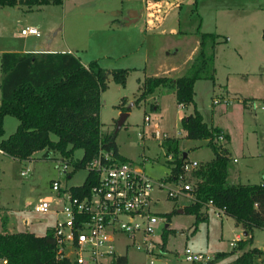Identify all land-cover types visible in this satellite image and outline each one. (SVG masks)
Listing matches in <instances>:
<instances>
[{
  "label": "rangeland",
  "instance_id": "obj_1",
  "mask_svg": "<svg viewBox=\"0 0 264 264\" xmlns=\"http://www.w3.org/2000/svg\"><path fill=\"white\" fill-rule=\"evenodd\" d=\"M157 1L160 5L155 6L154 11L160 19L152 24L147 16L151 0H60L30 7L24 0H18L14 6H0V26L4 23L5 27L0 41L22 40L19 29L31 22L38 27L39 34L28 33L26 38L29 41L47 40V46L58 49L67 42L84 63L96 59L106 68H128L123 85L108 75L107 87L100 96L101 128H113L114 119L122 111V107L118 110L113 104H117L121 96H126L124 105L129 107L128 114L114 140L122 155L138 160L141 156L137 155L136 129L146 111L149 123L144 128L148 138L144 139L143 152L147 159L143 166L146 174L158 178L168 171L164 161L168 156L164 153V146L159 144L160 140L150 137L154 127L167 136L178 137V147L187 151L188 158L203 162L212 156V151L204 138L183 135L178 118L181 108L171 92L164 89L155 96L156 108H149L143 101L131 102L138 93L137 77L142 78L144 72L153 71L156 60L166 57V49L170 47L168 50H171L172 45L177 47V53L168 56L181 60L196 44L197 30L228 34V43L215 44L213 90L208 79H199L194 86L193 98L203 118L227 133V137L221 140L216 138L228 149L227 181L264 180V109L261 108L264 102V41L260 37L264 24V0H179V7L175 4L178 0ZM112 9L116 14L110 13ZM127 10L141 16L136 22H128L123 18ZM171 28L176 29L177 35L170 33ZM245 39L249 41L244 42ZM224 82L225 91L218 84ZM253 95L261 98L252 99ZM214 98H217L216 102H213ZM16 123L13 115H4L0 137L12 132ZM43 150L32 152L26 159L0 154V207L17 223L21 218H29L26 225L22 224L27 230H44L46 224L53 223L52 213L33 210V204L50 193L51 179H59L62 186L78 185L87 173L84 166L71 170L72 164L67 162L69 157L81 155L80 148L73 150L70 156L52 150L43 153ZM233 156L235 161L231 160ZM189 202L188 198L178 196L176 200L165 198L154 204L160 222H166L169 229L162 255L153 258L150 264H191L183 258L184 246L214 254L229 250V241L235 239L234 234H241L240 223L236 224L231 216L221 212L217 214L212 207L206 208V218L199 220L193 229L192 214L171 211ZM165 212H169L168 218ZM158 239L161 241L159 236ZM252 243L264 250V225L252 229ZM114 248L126 254L125 264H148L142 250L133 246L125 249L122 240L116 242ZM253 264H264V254L255 256Z\"/></svg>",
  "mask_w": 264,
  "mask_h": 264
},
{
  "label": "trees",
  "instance_id": "obj_2",
  "mask_svg": "<svg viewBox=\"0 0 264 264\" xmlns=\"http://www.w3.org/2000/svg\"><path fill=\"white\" fill-rule=\"evenodd\" d=\"M18 0H0V6H12ZM27 4L60 2V0H24ZM198 47L190 58L184 71L176 76L164 74L147 75L137 86L138 93L133 103L145 99L158 87L172 89L176 102L191 104V110L179 117L180 127L187 138H204L212 151V156L191 170L195 178V200L181 207L182 212L193 216L192 228L199 220L206 218L204 202L210 199L224 214L240 223L243 236L234 240L227 250L216 251L208 260L213 263L239 249L229 261L223 264H253L254 258L264 251L252 246V229L264 225V181L228 182L229 156L227 148L216 141L218 134L227 137V133L214 124L207 123L195 106L193 83L196 79H208L212 84L215 79L214 47L216 43L226 41V36L213 31L197 30ZM264 40V25L261 29ZM128 73L126 67L106 68L96 59L85 64L70 51H15L4 50L0 53V135L2 118L13 115L17 123L12 132L0 137L2 152L18 159L29 158L32 152L51 149L61 155L70 156L73 150L80 148L78 158L69 157L72 169L83 167L99 147L111 148L116 155L113 128H101L99 110L101 92L107 87V78L121 85ZM121 96L115 107H122ZM151 108V104L149 106ZM124 123V122H123ZM53 135V137H52ZM165 154L171 159L165 164L174 163L176 172L186 153L178 148V137L163 138ZM183 152L185 155H183ZM69 174V171H68ZM94 173L88 172L80 186H70L76 194L80 188H87L93 180ZM171 211H176L172 208ZM167 218L169 212H165ZM1 225L5 217L0 218ZM168 227L161 231L163 249ZM124 264L125 256L119 255L115 260ZM0 264H67L64 259L54 256V239L51 227L43 234L31 230H0ZM200 264V263H198Z\"/></svg>",
  "mask_w": 264,
  "mask_h": 264
},
{
  "label": "built area",
  "instance_id": "obj_3",
  "mask_svg": "<svg viewBox=\"0 0 264 264\" xmlns=\"http://www.w3.org/2000/svg\"><path fill=\"white\" fill-rule=\"evenodd\" d=\"M20 33L38 35L39 31L37 26L27 25L20 28ZM216 101L217 98H214L213 102ZM262 104L261 108L264 109V102ZM148 123L149 115L144 111L136 129L137 155L141 156L140 159L125 157L118 149L119 155H116L111 148L99 147L97 153L84 164L87 173H94L87 188H80L74 194L70 186H80L82 183L62 186L59 179H51L50 193L33 204L34 211L53 214L50 227L55 258L66 260L67 264H120L115 260L122 254L114 248V244L120 240L125 249L133 246L142 250L148 264L162 255L158 236L161 239L165 222H160L153 206L162 199L178 196L195 200V178L190 172L199 164V160L186 156L176 172L172 170V162L162 177L152 178L146 174L143 161L147 157L143 149L144 139L148 138L144 128ZM150 137L159 139V144H162L163 138L168 136L154 127ZM217 138L221 140L224 137L218 134ZM165 155L168 160L172 157L170 153ZM24 172L25 169L21 170L22 174ZM65 173L68 177V171ZM204 206L212 207L217 214L219 212L210 199L204 202ZM22 220L25 224L29 222L28 218ZM182 255L185 260L194 263L206 264L209 260L207 252L189 246L183 247Z\"/></svg>",
  "mask_w": 264,
  "mask_h": 264
},
{
  "label": "crops",
  "instance_id": "obj_4",
  "mask_svg": "<svg viewBox=\"0 0 264 264\" xmlns=\"http://www.w3.org/2000/svg\"><path fill=\"white\" fill-rule=\"evenodd\" d=\"M16 4V3H15ZM14 4V5H15ZM35 4H37V3H32V4H27V6L28 7H30V6H32V5H35ZM43 4H45V3H43ZM175 4L177 5V7H179L180 5H181V1H176L175 2ZM14 5H12V6H14ZM38 5H40V4H38ZM159 2L157 1V0H151V4H149V6H148V10L150 11V12H148V14H147V16L148 17H150L149 18V20L151 21L150 23H158L159 21V19H160V16H157V15H155V14H157L156 12L157 11H154L155 10V8L156 7H159ZM4 6H7V5H4ZM156 6V7H155ZM150 8H152V9H150ZM137 12V11H136ZM110 13L111 14H116V10H114V9H112L111 11H110ZM153 13V14H152ZM141 15L139 14V13H135V11H129V10H127V13H124L123 14V18H125L128 22H136L138 19H139V17H140ZM147 22V21H146ZM3 23V22H2ZM149 23V22H148ZM3 25H4V23L3 24H1V26H0V34H3L4 33V30H5V27H3ZM27 25H34L33 23H31V22H28V23H25L24 25H22L20 28H22V27H24V26H27ZM264 25V24H263ZM263 25L261 26V29H262V27H263ZM36 26V25H35ZM38 28V27H37ZM261 29H260V37H261ZM39 31V30H38ZM176 32V29L175 28H171L170 29V33H175ZM213 32H216V31H213ZM19 33H20V29H19ZM216 33H218V34H220V32H216ZM16 34V33H15ZM21 34V33H20ZM39 34V33H38ZM176 35H177V33H175ZM27 35H28V33H26V34H21V36L23 37V39L22 40H20V41H0V53L2 52V51H4V50H15V51H53V50H57V51H70V52H72V50L70 49V47L68 46V43L67 42H64V44H63V46H60L59 47V49L58 48H56V47H52V46H47V43H48V41L47 40H44V41H41V40H34V41H29V40H27ZM35 35V34H34ZM220 35H223V36H226V41H224V42H219V43H224V44H226V43H228L229 41H230V36L228 35V34H220ZM258 39V41H259V39L260 38H257ZM261 39H262V37H261ZM263 40V39H262ZM246 41H249V39H245V41L244 42H246ZM264 41V40H263ZM252 43V42H251ZM216 46V45H215ZM197 47H198V36H197V42H196V44H194L193 45V47L192 48H190L189 49V51L186 53V55L181 59V60H178V59H171L168 55H171V54H176L177 53V47L175 46V45H172L171 46V50H168L170 47H168L166 50V57L164 56L162 59H157L156 60V67L153 69V71H151V72H149V73H146V72H144L143 73V77L144 76H147V75H158V74H164V75H168V76H176V75H179V74H181L183 71H184V69L186 68V66L188 65V63H189V61H190V58L192 57V55L195 53V51H196V49H197ZM215 48V47H214ZM73 53V52H72ZM74 54V53H73ZM75 56H77L76 54H74ZM168 56V57H167ZM78 57V56H77ZM79 58V57H78ZM80 60V59H79ZM80 62L81 63H83V64H85L84 62H82L81 60H80ZM215 72H216V67H215ZM142 77V78H143ZM142 78L141 77H137V86H138V84L140 83V81L142 80ZM197 80H199V79H196L195 81H194V83H193V88H194V86H195V83H196V81ZM211 83V82H210ZM214 84H215V79H214V83L212 84L211 83V85H212V90H213V87H214ZM219 84V86H221L222 87V89L225 91V86H226V83L224 82V83H218ZM222 84V85H221ZM167 90V91H169V92H171L172 94H173V96H174V92H173V90L172 89H169V88H166V87H158V88H156L152 93H150L145 99H143V100H141V101H139V102H145V103H147L148 104V107L150 106V104H151V108H156V102H155V96L158 94V93H160V91H162V90ZM136 91H137V87H136ZM135 91V92H136ZM194 92H195V89H194ZM135 96H133V98H134ZM253 98L252 99H256V98H261L260 96H252ZM133 98H132V100H131V102L133 101ZM120 99V98H119ZM175 99V98H174ZM194 99V98H193ZM126 100H127V98H126V96H124V103L123 104H125V102H126ZM119 102V101H118ZM130 102V103H131ZM138 102V103H139ZM176 102V101H175ZM194 103H195V100H194ZM176 104H177V106L179 107V108H181L179 111H178V114H179V116H178V118L179 117H181V116H183V115H185V114H187L190 110H191V104H185V103H181V102H176ZM113 106H114V104H113ZM195 106H196V103H195ZM115 107V106H114ZM188 108V109H185V108ZM197 107V106H196ZM116 108H118V110L120 109L119 107H116ZM183 108V109H182ZM198 108V107H197ZM118 110H117V112H118ZM199 110V109H198ZM200 111V110H199ZM201 112V111H200ZM128 114V113H127ZM202 114V113H201ZM202 117H203V115H202ZM112 119H113V117H112ZM204 119V118H203ZM124 120H125V118H124ZM205 120V119H204ZM206 121V120H205ZM207 123H209L208 121H206ZM209 124H211V123H209ZM214 125H217V124H214ZM121 126H122V124H121ZM120 126V127H121ZM217 126H219V125H217ZM119 127V128H120ZM220 127V126H219ZM118 128V129H119ZM221 128V127H220ZM117 129V130H118ZM222 129V128H221ZM116 130V131H117ZM223 130V129H222ZM223 132H225V130H223ZM226 133V132H225ZM184 135V134H183ZM179 148V147H178ZM118 149V148H117ZM49 150H51V149H49ZM49 150H47V152L49 151ZM228 150V149H227ZM44 151V150H43ZM53 151V150H52ZM185 152H187V151H185ZM0 154H4V152H0ZM185 155V154H184ZM186 156H187V153H186ZM233 158H235L234 156L233 157H231V160L232 161H235L236 160V158H235V160H233ZM239 181H241V180H239ZM260 181H264V180H260ZM241 182H249V181H241ZM175 200H176V198H174ZM183 205H185V204H182V206ZM176 206H178V204H176ZM181 206V207H182ZM181 207H177V208H181ZM210 207V206H209ZM177 208H176V210H177ZM207 208V207H206ZM182 212V211H181ZM219 212H221V213H223V211L219 208ZM219 212H218V214H219ZM224 214V213H223ZM4 216L5 217V221H4V224L3 225H1V221H0V230H3V229H6V230H8V231H17V230H24V229H27L25 226H23L22 224H24V225H26L24 222H23V220H22V218H21V220H20V222H18L17 223V221L15 220V218L12 216V215H8L5 211H4V209H3V207H0V218H1V216ZM224 215H226V214H224ZM227 216H229V215H227ZM29 219V218H28ZM235 221V220H234ZM236 223V222H235ZM236 224H238V223H236ZM51 224H46L45 225V227L47 228L48 226H50ZM163 227H167V223L165 222V224L163 225ZM39 228V227H38ZM45 228V229H46ZM45 229L44 230H40V231H34L33 229L31 230V231H33L35 234H43L44 233V231H45ZM243 236V230H242V232H241V234H240V232H237V233H235L234 234V237H235V239H237V238H240V237H242ZM235 239H231V241H229V244H230V246L232 247L233 246V242H234V240ZM251 245L252 246H256V245H254L253 243H251ZM256 247H258V246H256ZM258 248H260V249H262L261 247H258ZM263 250V249H262ZM264 251V250H263ZM239 252V249H235L234 250V252L233 253H231V255L229 254V255H227V256H225V257H223V258H221V259H219V260H217V261H214L213 263H206V264H223V263H225V262H227V261H229L236 253H238ZM122 255H124L125 256V260H126V254L125 253H122V252H120ZM209 254V259L213 256V254H210V253H208ZM262 254H264V253H262ZM262 254H260V255H262ZM257 256H259V255H257ZM224 259V260H223ZM223 260V261H222ZM125 263H126V261H125ZM124 263V264H125ZM191 264H198V263H194V262H190Z\"/></svg>",
  "mask_w": 264,
  "mask_h": 264
},
{
  "label": "water",
  "instance_id": "obj_5",
  "mask_svg": "<svg viewBox=\"0 0 264 264\" xmlns=\"http://www.w3.org/2000/svg\"><path fill=\"white\" fill-rule=\"evenodd\" d=\"M126 115H127V112L126 111H121L119 113L118 117L115 120L114 131H116L120 127V125L124 121V118H125ZM183 155H184V152H183ZM176 211L181 212L182 209L181 208H177Z\"/></svg>",
  "mask_w": 264,
  "mask_h": 264
}]
</instances>
